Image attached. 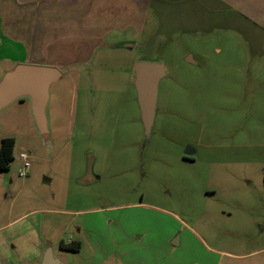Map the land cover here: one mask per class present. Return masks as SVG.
<instances>
[{"label": "rangeland", "instance_id": "rangeland-1", "mask_svg": "<svg viewBox=\"0 0 264 264\" xmlns=\"http://www.w3.org/2000/svg\"><path fill=\"white\" fill-rule=\"evenodd\" d=\"M174 10L149 15L129 50L62 71L50 146L27 99L0 112V140L15 141L0 171V264H38L47 243L66 264H99L103 252L110 264H264V33L214 0ZM137 62L165 72L148 140ZM12 65L0 60V78ZM68 240L79 250H60Z\"/></svg>", "mask_w": 264, "mask_h": 264}, {"label": "crops", "instance_id": "crops-1", "mask_svg": "<svg viewBox=\"0 0 264 264\" xmlns=\"http://www.w3.org/2000/svg\"><path fill=\"white\" fill-rule=\"evenodd\" d=\"M195 1L211 8L212 0ZM214 1L264 33V0ZM178 4L179 0H0V45L17 49L14 56L0 60L13 62L10 69L16 64L45 65L67 74L110 51L129 50L126 45L139 39L149 15L160 22L161 14L175 12ZM109 255L103 252L101 258ZM103 261L99 264H110Z\"/></svg>", "mask_w": 264, "mask_h": 264}, {"label": "water", "instance_id": "water-1", "mask_svg": "<svg viewBox=\"0 0 264 264\" xmlns=\"http://www.w3.org/2000/svg\"><path fill=\"white\" fill-rule=\"evenodd\" d=\"M132 69L140 122L144 138L148 140L156 114L158 84L165 72L163 65L157 63L137 62ZM61 78L63 74L58 68L33 64H16L0 78V112L16 101L27 99L33 126L46 147L50 146L49 89ZM38 264H60L49 243L44 247Z\"/></svg>", "mask_w": 264, "mask_h": 264}, {"label": "trees", "instance_id": "trees-1", "mask_svg": "<svg viewBox=\"0 0 264 264\" xmlns=\"http://www.w3.org/2000/svg\"><path fill=\"white\" fill-rule=\"evenodd\" d=\"M14 144V139L10 137L0 140V171H7L9 169V163L13 159ZM59 248L65 251L76 252L80 248V243L78 241L71 242L68 245L60 243Z\"/></svg>", "mask_w": 264, "mask_h": 264}, {"label": "built area", "instance_id": "built-area-1", "mask_svg": "<svg viewBox=\"0 0 264 264\" xmlns=\"http://www.w3.org/2000/svg\"><path fill=\"white\" fill-rule=\"evenodd\" d=\"M18 160L21 162V168L18 170L20 176H25L30 167L29 156L25 152L18 154Z\"/></svg>", "mask_w": 264, "mask_h": 264}, {"label": "flooded vegetation", "instance_id": "flooded-vegetation-1", "mask_svg": "<svg viewBox=\"0 0 264 264\" xmlns=\"http://www.w3.org/2000/svg\"><path fill=\"white\" fill-rule=\"evenodd\" d=\"M156 109H157V106H156ZM155 116H156V114H155ZM152 130V129H151ZM151 134V133H150ZM185 152H188L189 154H185ZM194 150L193 149H191L190 147H188V146H186L185 148H184V151H183V159L184 160H188V161H192V160H194L193 159V155H194ZM71 242H74V240H68L67 242H63V241H61L60 243H63V245H68V244H70ZM61 250V249H60ZM62 251H65V250H62Z\"/></svg>", "mask_w": 264, "mask_h": 264}]
</instances>
